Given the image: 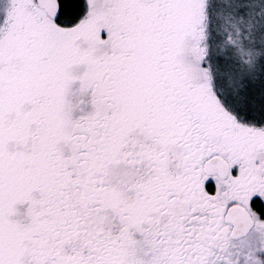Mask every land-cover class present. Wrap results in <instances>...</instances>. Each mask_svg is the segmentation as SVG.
Returning a JSON list of instances; mask_svg holds the SVG:
<instances>
[{
	"label": "snow or ice",
	"instance_id": "6c2138e0",
	"mask_svg": "<svg viewBox=\"0 0 264 264\" xmlns=\"http://www.w3.org/2000/svg\"><path fill=\"white\" fill-rule=\"evenodd\" d=\"M0 264H264V0H0Z\"/></svg>",
	"mask_w": 264,
	"mask_h": 264
}]
</instances>
